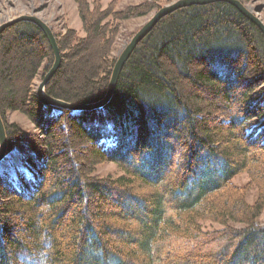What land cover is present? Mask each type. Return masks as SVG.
<instances>
[{"label": "trees", "instance_id": "16d2710c", "mask_svg": "<svg viewBox=\"0 0 264 264\" xmlns=\"http://www.w3.org/2000/svg\"><path fill=\"white\" fill-rule=\"evenodd\" d=\"M76 2L85 35L56 37L62 62L45 92L93 103L107 91L121 21L151 4ZM53 60L34 23L0 33L8 151L23 132L6 122L9 110L28 116L45 141L42 151L31 141L15 181L0 171V264H264V226L256 222L264 207V35L257 25L223 1L170 12L137 44L112 98L95 110L40 103L31 80ZM207 95L213 98L205 102ZM79 141L87 142V158L74 151ZM103 160L122 173L93 176V163ZM242 171L258 189L253 203L232 181ZM207 220L223 228L204 229ZM218 240L216 251L200 252Z\"/></svg>", "mask_w": 264, "mask_h": 264}, {"label": "rangeland", "instance_id": "374dc122", "mask_svg": "<svg viewBox=\"0 0 264 264\" xmlns=\"http://www.w3.org/2000/svg\"><path fill=\"white\" fill-rule=\"evenodd\" d=\"M87 1L91 5L94 3L93 0ZM174 1L176 0H99L102 9L107 8L108 6H111L113 9H124L130 5H136L142 2H150L151 4V9H149L144 15L134 16L121 21L119 32H117L112 42L111 54L117 57L120 51L129 42L132 35L153 15V13H155L160 7L168 5ZM243 4L247 6L264 23V0H246ZM20 14H34L40 17L51 27L55 37L61 39L62 41L64 37L69 35L71 30L74 31L76 37H82L85 35L76 0H0V24ZM64 47V52H66L68 50V45L66 44ZM47 71H44L42 66L39 70V73L31 80L30 88L32 93L34 91L36 93V89L45 75L44 74L42 76V72L46 73ZM204 97L205 102H208L213 98L212 97L209 99L208 95ZM219 101L220 99L217 98H214L213 100V102ZM221 104L229 106L224 100L219 102L218 105L221 106ZM219 109H221V107L215 110V113H220L222 111V109L221 111H218ZM5 118L8 124L17 123L22 129L21 131H23L20 136L13 138L12 150L8 151L7 149V155L0 161V171L8 173L12 180L15 181L18 172L26 171L23 158L27 154V150L31 147V141L33 140V144L36 145V147H38L41 151L45 147V141L43 140V135L39 129L23 112L18 110H9L6 113ZM78 143L79 144L75 145L76 149L73 150L76 151L78 155L81 154L82 156L86 157L88 153L87 142L79 141ZM80 163L83 164V161H80ZM91 173L98 179H104L105 177H117L122 173V171L114 163L103 160L98 163H93ZM232 181L237 186H245L247 188L246 196L249 203H253L256 200L258 189L253 184L249 183V176L246 171H242L234 175ZM106 210H108V208ZM256 222L259 225L264 226V207L257 216ZM201 224L204 229L208 230L223 228V225L208 220L201 221ZM234 225L241 227L243 224L237 222ZM17 228H20V226ZM17 228L15 226V229ZM218 241L219 243L216 241H207L206 243H202L200 252L205 255L213 253L217 248H219V245L223 243V240ZM178 248L179 250L176 248L177 252L181 253L185 251L182 247Z\"/></svg>", "mask_w": 264, "mask_h": 264}, {"label": "water", "instance_id": "95a60500", "mask_svg": "<svg viewBox=\"0 0 264 264\" xmlns=\"http://www.w3.org/2000/svg\"><path fill=\"white\" fill-rule=\"evenodd\" d=\"M223 1L233 5L238 11H240L245 17L252 21L257 27L262 31L264 35V23L241 1L239 0H176L168 5L160 7L153 15L132 35L129 42L124 46L116 57L115 63L112 68L110 80L108 83V88L105 95L98 101L93 103H70L63 101L61 99L49 96L45 92L46 85L57 71L61 62L60 50L57 44L56 37L51 29V27L43 21L40 17L34 14H20L14 18H11L0 24V33H2L8 26L19 21H28L37 25L42 32L45 34L54 54V61L49 68V70L43 76V79L39 83L36 89V95L41 104L45 106L57 107L60 109H66L72 112L76 111H88L95 110L104 107L113 96L115 91L118 77L127 61V59L132 54L133 50L137 44L150 32V30L155 26V24L165 15L170 12L183 7L194 4H206L210 2ZM8 149V142L5 133V127L0 116V161L5 158Z\"/></svg>", "mask_w": 264, "mask_h": 264}]
</instances>
